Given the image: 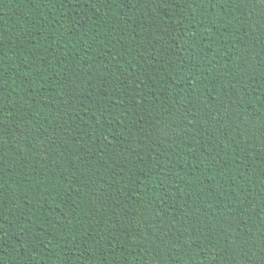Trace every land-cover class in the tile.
Instances as JSON below:
<instances>
[{
  "label": "trees",
  "instance_id": "trees-1",
  "mask_svg": "<svg viewBox=\"0 0 264 264\" xmlns=\"http://www.w3.org/2000/svg\"><path fill=\"white\" fill-rule=\"evenodd\" d=\"M0 264H264V0H0Z\"/></svg>",
  "mask_w": 264,
  "mask_h": 264
}]
</instances>
